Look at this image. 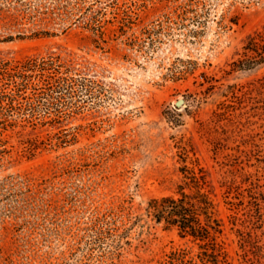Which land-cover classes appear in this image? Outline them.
Returning <instances> with one entry per match:
<instances>
[{
    "label": "rangeland",
    "instance_id": "1",
    "mask_svg": "<svg viewBox=\"0 0 264 264\" xmlns=\"http://www.w3.org/2000/svg\"><path fill=\"white\" fill-rule=\"evenodd\" d=\"M263 23L264 0H0V98L14 95L0 105V264H159L197 253L149 217L148 203L176 194L184 160L209 166L219 185L256 171L245 142L264 137V116L236 104L230 86L264 67L226 70ZM61 51L75 57L31 78L14 71ZM42 197L62 204L60 215L37 218L29 203ZM112 208L139 220L123 233L90 226Z\"/></svg>",
    "mask_w": 264,
    "mask_h": 264
},
{
    "label": "trees",
    "instance_id": "2",
    "mask_svg": "<svg viewBox=\"0 0 264 264\" xmlns=\"http://www.w3.org/2000/svg\"><path fill=\"white\" fill-rule=\"evenodd\" d=\"M50 54L48 58L29 57L16 62L14 71L21 73L23 78H31L37 70H48V66L55 64L56 60L75 57V54L63 51ZM2 63L5 65V60ZM229 65L231 68L226 70V74L252 72L264 67V23L246 35L242 48L236 51V58ZM197 70L194 68L184 73L195 74ZM199 75L202 76L200 85L209 84L207 90L215 86V79L207 71ZM230 88L236 104H250L256 114L264 116V76ZM7 96L5 100L0 98V105L6 104V101L12 104L14 95ZM229 107L226 106L227 109ZM260 135H252L245 142L248 147L251 145L247 152L249 161L255 158L257 164H252L256 171L244 172L240 182L233 178L219 185L209 166L202 164L199 159L189 165L183 159L185 162L180 168L176 194L149 201L147 212L153 221L166 229H176L180 237L188 238L199 248L197 253L187 248L176 251L159 264H235L237 260L240 264H264V142H261L264 137ZM35 200L29 206L37 218L58 216L63 209L62 204L55 205L47 198ZM226 209L230 211L228 221ZM90 219V226L107 221L113 225L109 229L123 233L121 231L133 226L139 217L133 218L130 212L125 214L123 210L112 208L106 212H95ZM229 226L243 250L237 253L239 258L229 249Z\"/></svg>",
    "mask_w": 264,
    "mask_h": 264
},
{
    "label": "water",
    "instance_id": "3",
    "mask_svg": "<svg viewBox=\"0 0 264 264\" xmlns=\"http://www.w3.org/2000/svg\"><path fill=\"white\" fill-rule=\"evenodd\" d=\"M179 106L183 105L184 104V100L183 99H180L177 103Z\"/></svg>",
    "mask_w": 264,
    "mask_h": 264
}]
</instances>
